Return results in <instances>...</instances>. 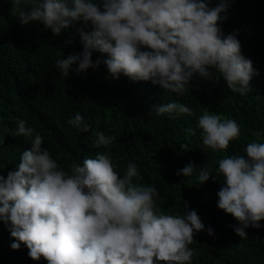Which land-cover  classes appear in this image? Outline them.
Masks as SVG:
<instances>
[{"label": "clouds", "instance_id": "clouds-1", "mask_svg": "<svg viewBox=\"0 0 264 264\" xmlns=\"http://www.w3.org/2000/svg\"><path fill=\"white\" fill-rule=\"evenodd\" d=\"M12 0V10L22 25H42L54 36L67 34L71 44L79 36L82 52H60L55 68L63 77L70 72L86 74L103 64L111 80L120 76L133 83L151 82L177 100L153 106L148 117L165 114L192 117L193 110L179 102L194 80L210 82L218 73L233 93L246 95L257 73L252 61L241 53L237 34L225 35L229 0ZM79 25V27H78ZM90 27V31H85ZM71 30V31H70ZM93 52L106 59L92 60ZM67 123L80 133L91 125L76 113ZM203 151L226 152L240 138L233 119H223L204 110L196 121ZM196 135L192 128L185 129ZM14 135L33 137L19 157L14 171L0 175V222L9 231L12 250L21 244L33 261L47 264H192L189 247L195 234L207 229L195 210L184 215H166L157 207L154 185L137 183L139 168L129 162L123 173L109 153L97 152L63 170L43 148V138L34 135L23 120ZM254 140L244 155H228L216 171L222 186L216 193L218 209L231 215L240 239L247 230L260 229L264 221V131L251 133ZM115 137L97 131L94 148H108ZM5 139L0 136V144ZM176 176L193 177L202 186L218 181L205 163H189ZM186 205V204H185ZM187 206V205H186Z\"/></svg>", "mask_w": 264, "mask_h": 264}, {"label": "trees", "instance_id": "trees-1", "mask_svg": "<svg viewBox=\"0 0 264 264\" xmlns=\"http://www.w3.org/2000/svg\"><path fill=\"white\" fill-rule=\"evenodd\" d=\"M217 2L211 0L210 7ZM11 4L12 0H0V136L5 139L0 144V175L6 178L14 171L20 154L31 146L33 137L14 135L17 121L23 120L34 135H41L42 147L63 170L70 171L73 164L106 151L119 173L129 162L138 166L136 182L157 188L162 213L182 216L187 207L195 210L205 228L213 229V236L206 231L194 235L189 245L195 253L192 264H264V221L260 229L250 227L247 238L240 239L232 230L238 222L216 206L223 180L216 171L218 161L244 155L245 146L254 140L251 133L264 131V0H229L227 19L220 25L225 35L237 34L242 55L252 61L257 75L250 81L251 91L243 96L231 92L218 73L210 82L194 80L190 91L179 97L193 110L192 117H148L153 106L177 97L151 82L133 83L123 75L111 80L103 64L86 74L61 76L55 61L60 52L65 56L82 52L79 36L65 46L70 39L67 34L54 36L42 25H22ZM98 58L107 57L93 52V62ZM205 109L240 126V138L230 142L226 152L202 149L196 121ZM76 113L91 125L88 133L77 132L67 123ZM187 128L196 135L187 134ZM97 131L114 136L112 145L94 148ZM189 163L194 167L207 163L218 181L210 178L201 186L195 176L177 177L176 172ZM12 242L0 222V264H47L43 258L31 260L23 244L12 250Z\"/></svg>", "mask_w": 264, "mask_h": 264}]
</instances>
